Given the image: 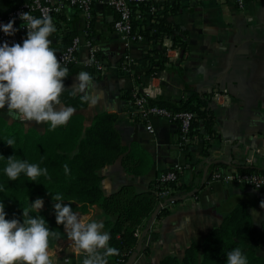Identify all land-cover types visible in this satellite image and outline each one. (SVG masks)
Here are the masks:
<instances>
[{"label":"crops","instance_id":"0c3cea01","mask_svg":"<svg viewBox=\"0 0 264 264\" xmlns=\"http://www.w3.org/2000/svg\"><path fill=\"white\" fill-rule=\"evenodd\" d=\"M21 1L0 0V12ZM180 3L179 10L170 20L185 32L181 38L187 49L183 54L179 47L172 45L171 38L165 36L171 42V48L165 51L167 62L160 70V78L157 73L154 77L145 75L146 62L141 58L147 49H163V42L157 43L144 36L125 47L112 28L116 12L98 1L93 5L89 34L86 33L89 23L74 14L69 18L63 16L65 23H55L56 31L50 37L53 40L51 47L57 51L64 48L63 36L67 32L73 31L81 39L77 58L68 68L69 74L63 78L65 91H71L79 71H87L88 43L98 47L105 70L99 78L92 76L100 100L95 106L87 103L74 113H81L85 124L98 112L117 113L116 127L123 143L127 146L133 144L135 154L143 159V173L139 176L126 173L120 160L101 168L100 186L104 195L125 184L147 192L151 182L165 170L176 163L185 166L179 179L183 188L175 193L167 213L159 218L149 215L142 219L141 227H138L140 236L152 231L149 238H153V242L147 256L138 253L133 264H156L164 255L181 254L188 244L201 243L220 224L222 213L219 206L229 197H255L258 203L251 212L256 222L261 218L264 203V191L235 180H212L214 173L231 174L236 163L264 169V157L259 151L264 144V0H244L241 6L235 0H180ZM14 27L17 28L14 35H20L19 25L14 23ZM123 58L129 68L127 73L120 74L119 65ZM148 85L156 90V96L172 102L193 91L220 94L217 101L210 100L216 136L210 139L206 153L201 138L191 146L190 156L182 150L175 121L151 116L145 123L134 116L133 107L123 97V92L142 90ZM203 136L209 139L207 135ZM78 214L96 220L105 219L98 205ZM49 252L54 254L58 264H82L87 255L77 248L71 236L59 239L49 247ZM257 253L264 256V246ZM108 264H115L111 256Z\"/></svg>","mask_w":264,"mask_h":264},{"label":"trees","instance_id":"16d2710c","mask_svg":"<svg viewBox=\"0 0 264 264\" xmlns=\"http://www.w3.org/2000/svg\"><path fill=\"white\" fill-rule=\"evenodd\" d=\"M180 6V0H146L134 6L133 31L157 43H161L165 36H169L172 45L179 47L184 54L187 45L181 37L185 32L180 31L170 20ZM151 7H154L152 14L149 13ZM136 8L141 10V17H137ZM51 17L54 23L66 22L63 16ZM91 26L92 19L89 20L86 33H90ZM76 36L73 31L67 32L63 36L65 46ZM95 56L101 59L100 50ZM141 59L146 62L145 75L148 77L165 68L167 62L165 49L159 47L147 49ZM125 61L123 58L122 64L119 65L120 74L128 72L129 65ZM72 63L67 67L69 68ZM86 70L98 78L102 74L92 65H87ZM141 94V88L129 89L123 92V97L133 107L136 96ZM212 96V92L193 91L177 102L162 100L158 96L148 97L149 104L166 108L174 117L171 120L178 124L179 143L182 141L180 119L175 115L183 111L192 114L186 142L181 144L182 150L187 151L188 156H190L191 146L200 138L203 139V152L206 153L210 146V139L216 136L215 120L210 106ZM61 101L75 109H82L87 104L80 99V95H72L71 91H63ZM117 115L112 111L98 112L93 115L88 124H85L84 116L75 112L66 124L51 129L48 126L49 122L31 124V121L21 120L10 115L8 111L0 109V185H3L0 190V200L5 205V211L8 214L6 218L15 216L22 220V208L37 196L43 197V207L39 213L32 214L44 216L52 231L58 234L56 237L49 238V247H51L65 234L63 225L56 223L53 209L55 201L51 195V193L61 192L64 199L62 203H71L76 212L85 213L93 205L101 208L105 217L104 229L110 232L109 244L119 250L118 254L111 256L115 264H133L138 253L147 256L153 242V238H149L152 231L140 237L135 235V231L141 227L143 218L149 215L159 218L167 213L168 207H159V202L165 201L160 193L169 189V198L166 201L174 199L175 193L183 188L179 183L182 171L176 172L175 181L161 182L157 179L151 182L147 192L138 191L132 185L125 184L117 191L104 195L100 186L102 179L100 170L104 166L120 160L129 175L139 176L143 173V159L135 154L133 144L127 146L122 141L121 133L116 127ZM203 135H207L209 139L202 138ZM8 137L15 138L14 145H7L3 141ZM10 155L16 159L26 158L31 163L47 167L48 177L41 175L37 181H31L29 177L21 173L17 179L9 180L3 173V167ZM65 164H68L70 168L67 174L63 167ZM234 165L231 171L234 175L264 173V169L242 163ZM256 190L264 191V187ZM257 203L256 198L251 195L229 197L219 206V211L222 213L220 224L213 228L201 243L188 244L181 254L164 255L156 264H227L226 253L235 247L243 250L248 264H264V256L257 253V250L264 246V203L258 222L254 220L251 212V208Z\"/></svg>","mask_w":264,"mask_h":264},{"label":"clouds","instance_id":"9594fccd","mask_svg":"<svg viewBox=\"0 0 264 264\" xmlns=\"http://www.w3.org/2000/svg\"><path fill=\"white\" fill-rule=\"evenodd\" d=\"M26 27L22 42L0 41V109L24 121L49 122V128L64 125L72 117L75 108L63 104L61 93L65 91L64 79L69 74L66 64L58 59L57 49L51 47L50 39L56 25L50 15L34 16L29 12L19 13ZM0 31L12 35L17 31L14 19L0 21ZM71 94H81L80 99L95 106L100 94L95 91L96 83L91 73L85 70L75 75ZM59 107H56V106ZM14 145L15 138L3 140ZM65 173L70 172L68 164ZM3 173L9 180H15L21 173L31 181L41 175L48 177L47 167L31 163L26 158L7 157ZM3 185H0L2 190ZM55 201L53 209L57 224H62L77 248L84 250L82 264H108V257L118 254V249L109 244L110 232L103 230L102 220L83 217L73 210L71 203H62L61 192L51 193ZM43 197L37 196L22 208L20 220L8 216L0 200V264H58L54 254L49 252V238L58 234L49 227L44 216L38 212L43 207ZM227 264H248L247 256L240 247L226 253Z\"/></svg>","mask_w":264,"mask_h":264},{"label":"built area","instance_id":"2783aa9c","mask_svg":"<svg viewBox=\"0 0 264 264\" xmlns=\"http://www.w3.org/2000/svg\"><path fill=\"white\" fill-rule=\"evenodd\" d=\"M98 1L101 4L107 5L116 12V17L112 23L113 31L116 32L124 44L125 47H128L132 42L140 41L144 38V36L133 31L132 28V10L134 6H137L140 3L145 2L146 0H24L20 4L15 7L5 11L0 12V21L7 22L9 19H14V23L19 25L21 30L20 35H5L2 31H0V41L7 40L10 44L15 42H22V39L26 36V27L23 26V21L19 16L21 12H29L34 16H41L44 14L50 16H64L69 18L71 15H79L82 19L89 23V20L92 17L93 5L94 2ZM239 6L242 5L244 0H235ZM154 11V7H151L149 13L152 14ZM137 17H141V10L136 8ZM162 45L164 46L165 51L170 50L171 42L166 37L162 40ZM81 45V39L79 36H76L72 39V41L66 45L63 49L57 51L56 55L61 58L62 64L69 65L74 62L77 58V52ZM98 51V47L94 44L88 43V58L86 61V65H92L96 70L103 72L105 70V65L102 63L100 59H97L95 54ZM160 78V71L156 74ZM154 77V76H153ZM142 94L136 96L135 104L133 106V113L141 122L147 120L151 116H161L169 119H173L174 117L171 113L163 107H159L157 105H152L148 103V97L155 98L156 90L152 88V85L146 86L141 90ZM220 94L214 93L212 96L213 100H218ZM176 118L180 119V131H181V139L180 145L186 142V135L189 130L190 121L192 118V114L187 111L179 112L175 115ZM23 120L22 118L18 117ZM148 130H152V128L148 125ZM261 155L264 157V144L259 148ZM185 166L181 164H174L170 169L166 172H163L158 178L161 182H172L177 179L176 172L182 170ZM212 180H235L240 184L247 185L254 189L264 187V173H248V174H228L221 175L219 173H214L212 175ZM170 190H164L160 193V196L165 199L169 198ZM160 201L159 207H168L173 199H169L166 202ZM135 235L137 237L140 236V231L136 229Z\"/></svg>","mask_w":264,"mask_h":264},{"label":"rangeland","instance_id":"374dc122","mask_svg":"<svg viewBox=\"0 0 264 264\" xmlns=\"http://www.w3.org/2000/svg\"><path fill=\"white\" fill-rule=\"evenodd\" d=\"M78 213H82V212H78ZM68 237H70V235H68L67 231L65 230V234H64L63 238H68Z\"/></svg>","mask_w":264,"mask_h":264}]
</instances>
